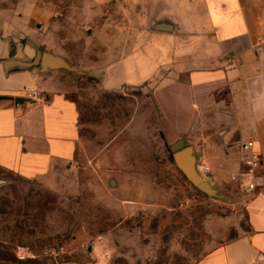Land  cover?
Wrapping results in <instances>:
<instances>
[{"label":"rangeland","instance_id":"rangeland-1","mask_svg":"<svg viewBox=\"0 0 264 264\" xmlns=\"http://www.w3.org/2000/svg\"><path fill=\"white\" fill-rule=\"evenodd\" d=\"M191 1L36 2L47 13L41 50L71 67L58 71L79 110L78 170L61 178L70 186L63 192L0 170V264L53 259L52 245L62 253L56 258L85 263L196 264L246 230L236 187H217L203 174L217 190L206 195L178 170L168 146L183 136L172 140L167 134L166 113L153 95L152 69L168 54L150 25L156 20L178 24ZM23 3L0 0L15 9L14 15ZM9 16L0 22L5 46L18 37L29 47L24 26L11 35ZM111 61L127 83L148 77L149 82L103 90L98 79ZM17 246L33 256L17 258Z\"/></svg>","mask_w":264,"mask_h":264},{"label":"crops","instance_id":"crops-1","mask_svg":"<svg viewBox=\"0 0 264 264\" xmlns=\"http://www.w3.org/2000/svg\"><path fill=\"white\" fill-rule=\"evenodd\" d=\"M21 1L27 3L16 15L0 5V22L10 15L11 35L24 26L30 44L14 37L8 48L0 28V170L63 192L70 186L61 178L78 170L79 110L58 70L5 67L7 60L31 61L42 49L47 13L35 7L38 0ZM185 12L177 32L152 33L168 54L152 69L153 95L166 113L167 134L193 146L209 167L205 177L217 187L239 190L247 223L241 235L196 264H264V0H192ZM112 62L98 79L103 90L149 82L148 77L127 83ZM253 159L255 166L247 162ZM251 181L254 188L248 190ZM38 264L99 263L59 257Z\"/></svg>","mask_w":264,"mask_h":264},{"label":"water","instance_id":"water-1","mask_svg":"<svg viewBox=\"0 0 264 264\" xmlns=\"http://www.w3.org/2000/svg\"><path fill=\"white\" fill-rule=\"evenodd\" d=\"M150 28L157 31L177 32L178 24L168 20H156L150 25ZM4 65L6 68H26L36 65L42 72L54 71L62 68L71 69L68 62L63 57L47 50H38L31 61L7 60L4 62ZM168 149L174 164L191 185L206 195H215L217 192L216 188L213 187L198 170L195 150L192 145H187L185 143L184 137H180L170 143Z\"/></svg>","mask_w":264,"mask_h":264},{"label":"built area","instance_id":"built-area-1","mask_svg":"<svg viewBox=\"0 0 264 264\" xmlns=\"http://www.w3.org/2000/svg\"><path fill=\"white\" fill-rule=\"evenodd\" d=\"M252 142H248V145H251ZM249 164H252L253 166L257 165L258 162L257 160L253 159V160H250V161H247ZM198 170L204 174L206 171H208L209 167L207 165H203V164H198ZM254 188V182H249L247 184V187L246 189H253ZM48 251L50 252V254L53 256V258H56L60 255L61 251L60 249L55 246V245H52L48 248ZM16 256L17 258L19 259H25V258H30L32 257V253L31 251L25 247V246H17L16 248Z\"/></svg>","mask_w":264,"mask_h":264}]
</instances>
